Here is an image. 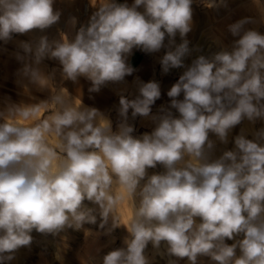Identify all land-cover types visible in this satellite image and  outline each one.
I'll list each match as a JSON object with an SVG mask.
<instances>
[{"label": "clouds", "instance_id": "obj_1", "mask_svg": "<svg viewBox=\"0 0 264 264\" xmlns=\"http://www.w3.org/2000/svg\"><path fill=\"white\" fill-rule=\"evenodd\" d=\"M204 3L227 7L226 0ZM54 4L0 0V41L6 44L14 34L31 37L18 42L15 58L23 65L24 90L35 101L0 110V264H10L20 248L30 246L33 231L57 237L67 229L84 230L95 243L121 227L128 234L123 246L99 264H151L149 244L157 255L178 258L168 264L184 258L198 264L199 257L215 264H264V128L253 139L236 135L234 148L218 157L210 138L227 144L235 126L264 120V34L246 28L256 20L229 24L236 38L230 47L214 37L219 51L186 65L193 51H201L187 39L193 0H91L95 11L86 24L78 26L70 16L67 31L58 28L51 36L48 30L62 16ZM260 12L264 22V7ZM134 49H164L162 73L184 71L167 91L170 103L156 114L157 81L137 77L134 98L120 89L114 129L108 115L84 105L62 84L84 78L89 93L124 84L136 71L128 62ZM46 60L59 68L46 71ZM29 86L47 91V99L32 96ZM137 117L153 123L151 132L133 134L130 120ZM158 166L163 170L149 173ZM125 197L132 209L127 220L118 211ZM98 218L102 233L84 228ZM55 257L63 260L59 247ZM82 264H96V258L88 255Z\"/></svg>", "mask_w": 264, "mask_h": 264}, {"label": "rangeland", "instance_id": "obj_2", "mask_svg": "<svg viewBox=\"0 0 264 264\" xmlns=\"http://www.w3.org/2000/svg\"><path fill=\"white\" fill-rule=\"evenodd\" d=\"M118 2H127L131 5L133 0H118ZM226 4L227 7L208 8L205 6L204 0H193L192 30L187 34V39L190 41V48L199 46L201 51H193L192 55L185 59L186 65H190L192 59H195L198 55L210 56L212 53L219 51V47L213 43L214 37H219L224 45L230 47L232 41L236 38L232 37L227 31V26L241 18L252 17L255 19L256 23L246 25V28H253L264 34V22L261 21L260 12V8L264 7V0H226ZM54 8L61 10L62 16L60 23L48 30L51 36L58 34V28L67 31L66 21L70 16L77 17L79 26V24H86L92 12L95 11L91 0H55ZM30 38L29 35L14 34L13 40L8 43L5 44L3 41H0V110H3L10 103L35 102L29 99V93L24 90L23 85L27 81L23 80L20 75V69L23 65L15 58V53L19 51L18 42L29 40ZM180 42L181 39L179 34H177L176 43L179 44ZM164 53V49L154 54H146L138 49H134L133 54L128 59V62L136 69L133 75L126 77L124 84H109L103 87L99 93H89L90 82L84 78H80L78 84L64 81L62 86L66 87L72 96L79 95L84 105L96 107L108 115L113 121L115 129L118 119L116 109L119 106V95L117 93L120 89L126 88L125 94L129 98H134L137 94L134 83L137 77L144 82L155 80L160 84L161 98L152 106L153 114L158 113L161 106H167L170 103L167 91L178 80L184 69H172L168 74H163L159 59ZM44 66H46V71L59 68L56 61L50 60H46ZM56 82L60 84L58 72ZM29 90L31 95L35 96L38 100L47 99L49 95L47 91L38 92L31 86H29ZM179 98L182 99L183 95L181 94ZM46 115L47 113L45 112L41 113L42 117ZM130 122L135 126L136 131L133 134L136 136L142 135L145 132H151L154 127L153 123L146 118L137 117L134 121L130 120ZM261 128H264V120H257L255 123L245 120L240 125L235 126L230 134L243 132L246 138L253 139L254 133ZM49 139L53 145L56 143L55 137ZM212 139L216 141L214 157L221 155L224 150L234 148V145L229 142L221 144L216 140V137ZM162 170L158 166L157 169H149V173ZM118 211L123 220H127L130 217L132 209L127 197H125V200L119 206ZM98 224L99 218L96 225H85L84 228L90 229L94 233H102L103 230L99 229ZM127 235L126 230L121 227L115 229L111 236L101 234L94 243L92 237L85 236L84 230L74 231L67 229L57 237L51 235L45 236L33 231L31 245L20 248L15 253V259L10 264H82V260L87 258L88 255L94 256L96 264H99L104 254L114 248L123 246V239ZM226 243L230 245L233 241L226 240ZM58 247L62 250V261L57 260L55 257ZM96 248H100L99 253L96 252ZM161 251H164L163 242ZM146 253L151 260V264H168L169 259H178L168 257L167 255H157L152 249L151 244H149ZM178 264H188L187 258L178 260ZM198 264H215V262L211 261L208 257H199Z\"/></svg>", "mask_w": 264, "mask_h": 264}, {"label": "crops", "instance_id": "obj_3", "mask_svg": "<svg viewBox=\"0 0 264 264\" xmlns=\"http://www.w3.org/2000/svg\"><path fill=\"white\" fill-rule=\"evenodd\" d=\"M238 134H241V133H240V132H234V133H232V135L229 134V137H228V141H229V143H231V144L234 145V137H235L236 135H238ZM214 137H215L214 135L210 134V138H211V139L214 138Z\"/></svg>", "mask_w": 264, "mask_h": 264}, {"label": "bare ground", "instance_id": "obj_4", "mask_svg": "<svg viewBox=\"0 0 264 264\" xmlns=\"http://www.w3.org/2000/svg\"><path fill=\"white\" fill-rule=\"evenodd\" d=\"M67 7V6H66ZM67 9V8H66Z\"/></svg>", "mask_w": 264, "mask_h": 264}]
</instances>
